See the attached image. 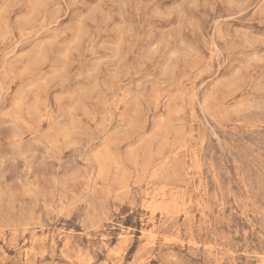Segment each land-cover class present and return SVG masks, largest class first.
Instances as JSON below:
<instances>
[{
  "label": "rangeland",
  "instance_id": "374dc122",
  "mask_svg": "<svg viewBox=\"0 0 264 264\" xmlns=\"http://www.w3.org/2000/svg\"><path fill=\"white\" fill-rule=\"evenodd\" d=\"M0 264H264V0H0Z\"/></svg>",
  "mask_w": 264,
  "mask_h": 264
}]
</instances>
